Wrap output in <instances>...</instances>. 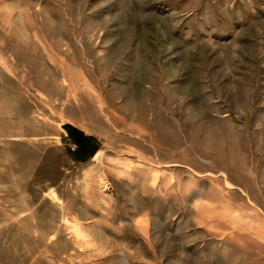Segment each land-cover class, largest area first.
<instances>
[{
    "label": "rangeland",
    "instance_id": "rangeland-1",
    "mask_svg": "<svg viewBox=\"0 0 264 264\" xmlns=\"http://www.w3.org/2000/svg\"><path fill=\"white\" fill-rule=\"evenodd\" d=\"M0 264H264V0H0Z\"/></svg>",
    "mask_w": 264,
    "mask_h": 264
}]
</instances>
